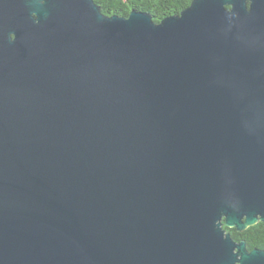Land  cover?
Returning <instances> with one entry per match:
<instances>
[{
	"label": "water",
	"instance_id": "1",
	"mask_svg": "<svg viewBox=\"0 0 264 264\" xmlns=\"http://www.w3.org/2000/svg\"><path fill=\"white\" fill-rule=\"evenodd\" d=\"M260 221L264 0H0V264H264Z\"/></svg>",
	"mask_w": 264,
	"mask_h": 264
},
{
	"label": "trees",
	"instance_id": "2",
	"mask_svg": "<svg viewBox=\"0 0 264 264\" xmlns=\"http://www.w3.org/2000/svg\"><path fill=\"white\" fill-rule=\"evenodd\" d=\"M193 0H95L100 6L103 14L112 16H129L133 10L150 14L153 21L160 23L168 16L180 14L185 8L191 5ZM227 231L231 232L234 240L242 234L245 238L254 239L253 245L264 249V224L260 221L245 230L238 232L235 227L223 225ZM242 235V236H243ZM250 240L249 242H252Z\"/></svg>",
	"mask_w": 264,
	"mask_h": 264
},
{
	"label": "flooded vegetation",
	"instance_id": "3",
	"mask_svg": "<svg viewBox=\"0 0 264 264\" xmlns=\"http://www.w3.org/2000/svg\"><path fill=\"white\" fill-rule=\"evenodd\" d=\"M227 231V230H226ZM238 231V230H237ZM228 232H230V231H228ZM238 232H241V231H238ZM231 233V232H230ZM243 235V234H242ZM240 236L236 241L238 242H240V241H245V244H246V247H247V249L250 251V250H252V249H254V248H258V249H263V248H259V246H255V245H253V242H255L254 241V239H248V238H245L244 237V235L243 236ZM234 236V235H233ZM232 236V237H233ZM235 237V236H234ZM233 237V238H234ZM250 240H253L252 242H249ZM264 250V249H263Z\"/></svg>",
	"mask_w": 264,
	"mask_h": 264
}]
</instances>
